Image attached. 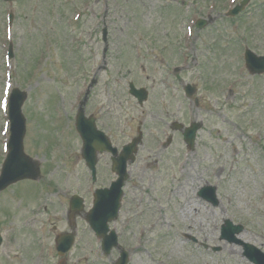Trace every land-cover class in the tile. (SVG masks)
Returning a JSON list of instances; mask_svg holds the SVG:
<instances>
[{
    "label": "rangeland",
    "instance_id": "rangeland-1",
    "mask_svg": "<svg viewBox=\"0 0 264 264\" xmlns=\"http://www.w3.org/2000/svg\"><path fill=\"white\" fill-rule=\"evenodd\" d=\"M234 1L0 0L1 166L9 137L1 100L9 82L27 93L25 152L41 171L39 180L21 181L1 193L0 264H59L54 227L59 233L67 230L65 199L77 194L89 206L94 186L82 159L76 116L93 79L85 110L98 119L99 129L117 147L136 138L139 129L144 134L121 214L132 264H250L239 246L221 241L226 220L243 225L240 238L264 251V78L251 76L244 62L245 48L264 55V0H251L243 14L232 18L228 11L242 0ZM209 17L212 24L194 30L191 46L184 39L186 30ZM162 33L168 40L159 41ZM173 41L179 65L186 67L178 75L177 98L160 89L161 65H151L145 57L157 44ZM10 43L13 57L7 61ZM202 62L206 78L198 94L200 113L183 86L196 81L192 67ZM130 82L151 90L145 108L128 95ZM202 112L208 130L196 152L176 142L160 159L166 123L186 125ZM107 165L101 159L95 187L112 179ZM207 185L218 188V207L198 198ZM78 233L74 258L87 264L95 242L81 220ZM44 245L50 250L40 256Z\"/></svg>",
    "mask_w": 264,
    "mask_h": 264
},
{
    "label": "water",
    "instance_id": "water-1",
    "mask_svg": "<svg viewBox=\"0 0 264 264\" xmlns=\"http://www.w3.org/2000/svg\"><path fill=\"white\" fill-rule=\"evenodd\" d=\"M6 1H13V0H6ZM245 3L242 5L241 8H238L233 12L234 15L239 13ZM246 62L247 67L251 71L252 74H262L264 73V57L258 58L252 52L247 51L246 54ZM131 94L134 95L136 98L139 99L140 103L143 102L145 96L143 91H137L134 86L131 87ZM27 96L25 94L15 92L13 96L12 103L10 106V119L12 121V137L9 143L10 155L8 156L3 170V178L0 181V189L7 188L10 184L16 183L18 181L24 179H31V180H38L40 178V169L37 163H35L32 159L24 153V146L23 141L26 133V121L22 114V106L26 101ZM85 104V103H84ZM83 104V105H84ZM77 130L81 134L85 149H84V157L87 160V164L89 168L93 171L95 176V165L97 162L96 152L99 151L101 153L108 151L111 153H117V151L112 148L110 142L107 140L106 136L97 131L94 120H86L84 117V110L81 109L80 113L77 118ZM191 133L190 137L186 136L187 140L193 141V132L196 129L190 130ZM140 143V138L135 140L133 144L125 147L123 155L120 158L114 159V170L118 173L120 178L112 184V187L107 192H99L102 196L103 193L108 194L115 198L113 201L114 205H116L115 209L118 206V201L122 195V188L125 185V181L127 180V161L133 160V155L136 152L137 145ZM190 144H192L190 142ZM95 179V177H94ZM211 189V188H210ZM209 190V189H208ZM214 194V190H212V195ZM103 197V196H102ZM76 203V202H75ZM98 204V205H97ZM217 205V202L215 203ZM97 207L96 210L99 209V212L105 210V201L100 199L97 200L96 203ZM109 209H111V207ZM226 227L223 228V239L228 240L229 242H235L237 244H241L244 246L246 255L252 260L253 262H257L254 259V252L256 251L254 247L241 243L235 238V234H240L243 230L242 227H234L231 222H226ZM96 228V226H92ZM107 230V228H105ZM116 237V236H115ZM116 239V238H115ZM117 240V239H116ZM64 239H61L59 242V250L62 248V244L64 243ZM70 245L64 249V252L69 250L71 246V241L69 242ZM128 263V256L125 254L121 259V264Z\"/></svg>",
    "mask_w": 264,
    "mask_h": 264
},
{
    "label": "flooded vegetation",
    "instance_id": "flooded-vegetation-1",
    "mask_svg": "<svg viewBox=\"0 0 264 264\" xmlns=\"http://www.w3.org/2000/svg\"><path fill=\"white\" fill-rule=\"evenodd\" d=\"M175 89V91H174ZM168 96L174 98V97H178V90L176 89V86H173V90L171 91V93H169V91H167L166 93ZM173 128V126L170 127V129ZM172 130V129H171ZM173 131V130H172ZM173 132H176L178 133V131H173ZM168 144H172L173 142V135H171L169 138H168ZM114 176V174H113ZM2 196V194H0V197ZM71 198V197H70ZM70 198H66V203H65V208L64 210L66 211V213H64V219L67 223V227L69 228V230L71 232H75V246L73 248V250L68 254V256L66 257V260H65V264H82L81 260L82 258L80 259V256L74 258V255H77L78 254V251H79V245H78V232H77V225L79 223L80 220H84L85 218V215H86V212H82V214H79L78 216L76 214L72 215L70 214V219H68V202L70 201ZM86 211H88L86 209ZM2 221V220H1ZM1 224V222H0ZM2 229V226H0V233H2L3 231L1 230ZM55 232L57 233V229L55 228ZM67 232V231H66ZM65 233V232H64ZM122 235H120V238H121ZM3 250V244L2 246H0V252H2ZM50 250L49 248L45 247V250ZM44 254V253H43ZM118 252L116 250H113L108 256H105V254L103 253V250L101 248V245H99L98 247L95 246L94 249L91 250L90 252V255L93 257V264H97V262L103 260L104 263H100V264H114L115 262V258H116V255L118 256Z\"/></svg>",
    "mask_w": 264,
    "mask_h": 264
}]
</instances>
